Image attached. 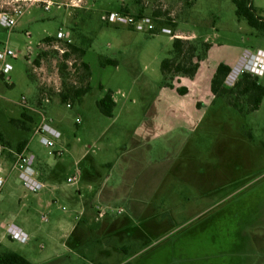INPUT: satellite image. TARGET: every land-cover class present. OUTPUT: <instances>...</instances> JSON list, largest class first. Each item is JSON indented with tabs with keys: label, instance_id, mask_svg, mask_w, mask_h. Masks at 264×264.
Here are the masks:
<instances>
[{
	"label": "rangeland",
	"instance_id": "obj_1",
	"mask_svg": "<svg viewBox=\"0 0 264 264\" xmlns=\"http://www.w3.org/2000/svg\"><path fill=\"white\" fill-rule=\"evenodd\" d=\"M44 1L52 3L48 11ZM71 1L39 0L26 8L13 29L0 27V45L18 55L9 61L12 69L4 77L9 81L0 79V131L11 149L27 139L43 168L54 173L45 189L34 194L17 171L3 165L0 253L30 251L47 264H90L99 261L97 254L106 246L111 250L108 264H264V98L247 115L221 98L196 113L193 123L174 112L177 99L192 103L196 96H210L205 76L220 61L232 63V70L243 51H264V39L237 20L231 0ZM253 3L264 18V0ZM74 4L83 8L74 10ZM123 7L132 16L142 13L156 20V33L101 21L103 14ZM11 8L12 0H0L1 11ZM157 12L164 15L153 17ZM167 18L174 26L164 23ZM66 30L85 50L77 58L89 66L90 76L83 82L90 91L71 108L59 101L44 105L52 126L69 145L64 149L58 141L63 153L54 158L32 137L33 131H23L11 120L20 118L22 98L35 106L40 88L60 89L55 57L34 64V78L30 71L40 42ZM174 37L212 45L196 80L176 79V87L186 81L190 86L185 99L162 85L160 63L169 56ZM106 60L117 65H106ZM71 77L77 82V76ZM258 82L264 87V71ZM107 91L115 101L111 118L96 107ZM83 158L99 181L106 180L110 199L100 207L104 222L89 216L77 246L47 229L70 215L66 196L75 194L78 185L66 180L83 170ZM82 190L90 200L92 192ZM24 214L32 217L37 235L27 244L5 239L8 223L14 220L21 227Z\"/></svg>",
	"mask_w": 264,
	"mask_h": 264
},
{
	"label": "trees",
	"instance_id": "obj_2",
	"mask_svg": "<svg viewBox=\"0 0 264 264\" xmlns=\"http://www.w3.org/2000/svg\"><path fill=\"white\" fill-rule=\"evenodd\" d=\"M235 7V16L238 21H245L248 27H250L258 38L264 39V18L259 15L258 10L254 7L252 0H231ZM121 13L129 14L126 9L120 11ZM131 15V14H129ZM159 12L153 13V17L162 16ZM135 17L145 16L142 13L133 15ZM153 23L156 21L150 17ZM160 23H163L162 21ZM168 25L174 26L173 23L167 18ZM156 27V26H155ZM129 29V28H128ZM155 29L149 34L153 35ZM53 40V37L47 36L42 42H49ZM211 49V44L202 39L185 40L174 37L172 39V49L169 56L164 58L160 63V73L162 75V85L167 89H175L176 93L180 96H184L188 93L185 86L176 87L177 78H187L192 80L197 74L200 64L204 62ZM70 55L75 56L77 61L83 58L85 50L81 45L71 44L69 46ZM54 57V55L48 52L40 51L36 57L35 63L38 64L40 59L47 57ZM67 56V55H66ZM78 57V58H77ZM106 65L116 66L117 63L114 60H106ZM83 72H81V71ZM89 66L80 61L78 68L77 82H72L70 72H65V68H62L60 75L62 77L60 102L69 103L71 106L74 103L80 102L81 98L90 91V85L88 82H83L84 78L90 76ZM231 67L225 63H219L210 80V92L213 95L212 103L218 98L224 100V102L234 109L240 115H247L255 112L259 109V106L264 98V87L259 84L258 76H253L249 73H243L237 82L229 87L225 84V80ZM30 76L34 78L33 73L30 71ZM47 90L40 88L39 97L36 102V106H40L42 100L47 95ZM211 103V104H212ZM198 106V104H197ZM98 111L105 117H113V110L115 107V101L113 100L112 93L107 91L106 94L96 102ZM34 113L22 109L19 119L11 120V122L19 127L23 131L30 132L32 125H36L37 120L33 119ZM36 116V115H35ZM35 127V126H34ZM33 131V130H32ZM249 134V133H248ZM250 135V134H249ZM29 141L27 139L19 142L14 148L15 151H22ZM0 144L6 149L11 147V144L6 140L5 136L0 131ZM0 264H31L21 255L14 252H4L0 254Z\"/></svg>",
	"mask_w": 264,
	"mask_h": 264
},
{
	"label": "built area",
	"instance_id": "obj_3",
	"mask_svg": "<svg viewBox=\"0 0 264 264\" xmlns=\"http://www.w3.org/2000/svg\"><path fill=\"white\" fill-rule=\"evenodd\" d=\"M80 2V0H77ZM39 0H12V8L10 11L0 10V27L9 31L16 25L17 19L21 18L26 10L34 3H38ZM43 3L44 10L48 11L52 5L49 1L41 2ZM76 5V4H74ZM101 21L105 22L107 25L111 26H122L134 31H146L148 33L155 29V24L152 19L148 16L135 17L121 12H109L101 16ZM162 32L170 34V30L167 28L161 29ZM73 44L72 34L70 30L59 31L53 40L49 42H40L38 45L39 52H48L54 55L56 59V69L58 75L62 82V77L60 71L65 68V72H70V75H77L79 64L74 56L70 55L69 46ZM67 55V56H66ZM17 53L11 50L8 46L0 45V79L3 81H9V77H6L11 71V65L9 61L11 59L17 58ZM37 57V56H36ZM36 60V59H35ZM32 63V73H36L38 66L36 67ZM43 61V58L40 59ZM264 71V51L257 50L243 51L237 61L235 67L231 70L229 75L225 80V84L232 87L239 77L243 73H249L253 76H260ZM48 92L47 95L42 100L40 106H32L26 98H22L19 105L22 109L34 113L37 116V123L34 127L32 137H37L39 143L48 150V156L58 157L63 153L61 147L58 148V141L61 139L62 135L55 127L52 126V119L47 116L46 108L44 105L57 100L60 102V93L62 91L61 84L60 89L56 88L51 90L48 87L45 88ZM61 103V102H60ZM67 108H71L69 103L65 104ZM79 121L77 120V123ZM27 146L20 152H14L12 155V161L10 163V171H17L22 185L32 193H38L43 187V183L38 179V171L36 170L37 157L33 151H31ZM6 148L0 144V162L3 158V154ZM4 169L0 163V193L5 183ZM67 183L75 184L77 177L73 176L68 178ZM103 214H99L101 217ZM8 234L15 240L25 242L27 239V234L20 230L16 226H10L8 228Z\"/></svg>",
	"mask_w": 264,
	"mask_h": 264
},
{
	"label": "crops",
	"instance_id": "obj_4",
	"mask_svg": "<svg viewBox=\"0 0 264 264\" xmlns=\"http://www.w3.org/2000/svg\"><path fill=\"white\" fill-rule=\"evenodd\" d=\"M71 2H73V0ZM252 2H253V0H252ZM253 5L256 9L258 8L257 6H255L254 3H253ZM72 7L74 8V10H76V9L78 10V9L83 8V7H80L77 5H72ZM122 9H124V7ZM211 50H212V45H211L210 51ZM210 51H209L208 55L210 54ZM235 61L236 60H234L233 62H235ZM221 62L225 63L229 67L232 66V63H227V61H225V59H223L219 63H221ZM215 68H213L209 72V75L205 76V77H207L205 80H207V86H208L209 91H210V80H211L212 75L215 71ZM200 71H201V66L199 67V70H198L197 74L195 75V77L193 78V80L194 79L196 80L198 78V76L200 75ZM202 73H204V72H202ZM184 79H187V78H184ZM187 80H189V79H187ZM189 82H190V80H189ZM185 83H183L182 86H185L188 90V93L186 95H184V96L178 95L176 93L175 89H173V90L169 89V91H173L172 93H174V94L176 93L175 95L177 97H181L179 99H182V98L185 99V97L186 98L190 97V93H189L190 86H189V84L187 86V84H185ZM165 89H167V88H165ZM212 100H213L212 94H210V96L207 95L206 98H204V97L201 98V97L196 96L194 99H192V101H194L192 103L190 100L189 101L187 100L188 105L186 104L187 102L185 103L186 100H184V102H183V100L177 99V101H178L177 103L179 104V106L176 109V111H174V112L176 114H178L179 117L182 118L185 122L193 123V121L196 120L195 119L196 115L200 114L202 112L201 110H205L206 108H208L209 104L211 105ZM56 101L57 100H54V102H56ZM81 101H82V98H81L80 102ZM197 103L199 105L198 108H197ZM195 107H196V109H195ZM35 122H36V120H35ZM188 125L192 126V124H188ZM34 126H35V124L33 125V128H34ZM56 129L59 130L58 127H56ZM31 132H32V130L30 131V133ZM59 132L62 135L61 139L59 140V141H61L60 146L61 147L63 146L62 148H64V149L69 148V145L67 143H65L64 140H62L63 139L62 132L60 130H59ZM14 152H17V151H15L14 148L6 149V151L3 154V158L0 162L2 166L4 165L7 167H10V163L12 161V155ZM6 154H8L7 157H6ZM83 161H84V158L80 161L79 164H83ZM42 163H43L42 160L37 157L36 170L38 171V174H39L38 179L44 185V187L39 192H41L43 189H45L47 180H50L52 177H54V173L52 172V170L50 172H47V170H45L43 168ZM83 165H84L83 170L82 171L80 169L77 170L76 174L74 175L77 177L76 183L75 184L67 183V184L73 185V186L78 185V188L76 189L75 194L70 193V194H68V196H66V199L69 201V204H70V215L68 217H65V219L58 220V222L56 224L57 227H55V228L51 227V228L47 229V233L49 235H52V234L59 235L60 234L59 236L62 239V241L65 239L67 241H70L71 239H73L74 245L77 244V246L81 243V241H83V239L85 237L86 230L83 227V225L86 223V220L89 216L91 217L93 215L94 221H103L104 222V218H105L106 214L102 212V209H100V207L108 205L109 199H110V195H109L110 194V191H109L110 187L107 186L106 180L105 181H99V180H101L100 177L95 172L93 166L90 165L88 162H84ZM97 176L99 178H96ZM68 178H71V177H68ZM82 183H83L84 187H83V185H81ZM82 189H87L89 192L90 191L92 192V198L90 200L85 198L84 194L82 193V191H83ZM38 193H35V194H38ZM94 207L96 208L97 215H96V212L93 211ZM99 210H101V211H99ZM99 214H103V215L100 217ZM19 218H20V224H22V226L20 227V226L16 225L14 223V220L10 221L8 223V225L6 226V229H5L6 230L5 231L6 232L5 239H8L9 241L15 240L8 234V228L10 226L14 225L27 234V239L25 242H21V241H18V242H20L22 244H27L28 242H30V240L32 238H34L37 235L36 234V232H37L36 228L37 227L34 225V221H33L32 217L29 216V214L21 215ZM42 221L46 222V218H42ZM99 251L100 252L97 254V256L100 258L99 261L98 262L93 261L90 264H108V260H106V259L107 258L109 259V257L111 256L110 255L111 250H109L108 247L104 246V247H102V250H99ZM6 252H8V251H6ZM9 252L17 253L15 251H9ZM17 254L24 257L31 264H47V262L45 261L46 260L45 258H39L38 259L39 255L36 257L33 252L25 251L23 253V255L21 253H17ZM54 256L59 257L60 255L56 253Z\"/></svg>",
	"mask_w": 264,
	"mask_h": 264
}]
</instances>
